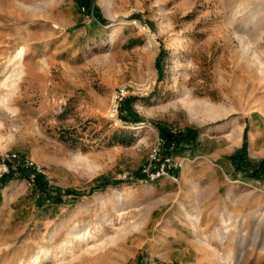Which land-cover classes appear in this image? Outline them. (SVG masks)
Returning a JSON list of instances; mask_svg holds the SVG:
<instances>
[{"label": "rangeland", "instance_id": "obj_1", "mask_svg": "<svg viewBox=\"0 0 264 264\" xmlns=\"http://www.w3.org/2000/svg\"><path fill=\"white\" fill-rule=\"evenodd\" d=\"M244 142L264 159V0H0V264H264Z\"/></svg>", "mask_w": 264, "mask_h": 264}, {"label": "trees", "instance_id": "obj_2", "mask_svg": "<svg viewBox=\"0 0 264 264\" xmlns=\"http://www.w3.org/2000/svg\"><path fill=\"white\" fill-rule=\"evenodd\" d=\"M82 6L89 7L90 0H79ZM163 53L162 50L158 53L156 57V65H159L160 59L162 58ZM126 118V117H125ZM126 118L128 121H138L140 119H136L137 117H133L134 119ZM160 130V134L165 140L167 145L175 142L177 146L184 144L185 146H191L193 143L194 137L193 132L190 133H180L177 135H171L168 131H166L162 126L158 127ZM244 151H245V142L241 146V148L235 153L230 155V159L234 162V166L236 170H241L248 178H264V159H260L258 161H249L244 159ZM24 168L18 169L17 171H9L8 173L2 175L0 177V183H6V181L16 178L17 176L24 175ZM107 184V180H105L100 187H103ZM35 186L42 193L45 190L44 183L41 181V178L38 176L35 180ZM95 187H91L90 191L94 190Z\"/></svg>", "mask_w": 264, "mask_h": 264}, {"label": "built area", "instance_id": "obj_3", "mask_svg": "<svg viewBox=\"0 0 264 264\" xmlns=\"http://www.w3.org/2000/svg\"><path fill=\"white\" fill-rule=\"evenodd\" d=\"M118 96L119 95L116 92L115 93V97H118ZM13 156H15V155H13ZM167 161H168V157H165L163 159V162H162L161 166H157L152 172H148V175L150 176V178H155V177H157V176H159L161 174H164L165 173L164 168L165 167L167 168V166L169 164ZM24 166L25 167H29L32 170V172H30L28 174V176H27V183L28 184H32L34 182V177H35L34 174H35L36 171H39V170L36 167H34V165H32V162L24 161ZM170 178L173 179L174 181L177 180L175 175H172Z\"/></svg>", "mask_w": 264, "mask_h": 264}, {"label": "bare ground", "instance_id": "obj_4", "mask_svg": "<svg viewBox=\"0 0 264 264\" xmlns=\"http://www.w3.org/2000/svg\"><path fill=\"white\" fill-rule=\"evenodd\" d=\"M14 60L16 61V62H19L20 61V59H21V53L20 52H18V53H16L15 55H14ZM224 237L223 236H221V237H219V240H222ZM231 259V257H229V256H227V255H224L223 257H222V260H223V264H228V261ZM36 260V259H35Z\"/></svg>", "mask_w": 264, "mask_h": 264}, {"label": "crops", "instance_id": "obj_5", "mask_svg": "<svg viewBox=\"0 0 264 264\" xmlns=\"http://www.w3.org/2000/svg\"><path fill=\"white\" fill-rule=\"evenodd\" d=\"M232 172V171H231ZM240 173V172H239ZM242 178H245V177H243V176H241ZM247 179V178H246Z\"/></svg>", "mask_w": 264, "mask_h": 264}]
</instances>
